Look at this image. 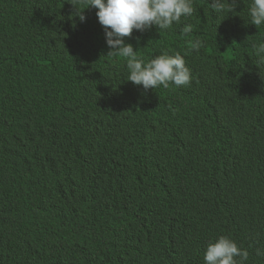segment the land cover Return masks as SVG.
I'll use <instances>...</instances> for the list:
<instances>
[{
    "label": "trees",
    "instance_id": "16d2710c",
    "mask_svg": "<svg viewBox=\"0 0 264 264\" xmlns=\"http://www.w3.org/2000/svg\"><path fill=\"white\" fill-rule=\"evenodd\" d=\"M125 37L180 52L192 82L145 92L109 55L97 9L0 0V264H204L228 235L264 264V25L246 4L217 23ZM231 2V0H229ZM240 13L241 15H238ZM203 41L198 51L193 41Z\"/></svg>",
    "mask_w": 264,
    "mask_h": 264
},
{
    "label": "clouds",
    "instance_id": "9594fccd",
    "mask_svg": "<svg viewBox=\"0 0 264 264\" xmlns=\"http://www.w3.org/2000/svg\"><path fill=\"white\" fill-rule=\"evenodd\" d=\"M238 0H212L211 10L215 21L219 23L229 13H234ZM248 23L257 27L264 25V0H244ZM75 6L79 20L84 22L86 17L83 9L95 8L99 24L105 32V40L111 49L109 55H119L126 58V79L134 85L141 86L147 92L150 89L170 84L179 88L191 84L193 76L186 64L184 55L180 52L164 53L152 56L145 61L138 57L132 44L125 43V37L133 30L143 33L157 26L160 31L180 27V33L188 36L193 32V25L188 23L194 14V0H70ZM203 41H193V50L198 51ZM256 64L264 66V38L258 43H252ZM257 256H264V249H255ZM249 251L238 246L228 235H219L210 239L203 252L204 264H246Z\"/></svg>",
    "mask_w": 264,
    "mask_h": 264
}]
</instances>
